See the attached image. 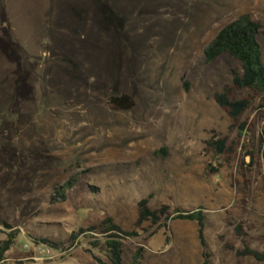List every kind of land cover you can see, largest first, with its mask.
I'll return each mask as SVG.
<instances>
[{"label":"rangeland","instance_id":"rangeland-1","mask_svg":"<svg viewBox=\"0 0 264 264\" xmlns=\"http://www.w3.org/2000/svg\"><path fill=\"white\" fill-rule=\"evenodd\" d=\"M4 2L0 242L4 223L20 232L4 264L106 262L101 250L88 252V240L74 250L69 243L72 232L106 217L139 233L125 250L131 257L142 248V264H203L195 223L135 228L138 204L149 197L152 211L206 210L210 264H259L226 247L243 248L234 231L241 224L246 243L264 251V161L251 172L245 166L263 126L229 164L208 150L214 135H234L214 96L241 65L229 56L207 65L203 51L248 15L263 26L264 60V0ZM122 95L134 109L109 108ZM69 181L61 201L57 190ZM43 239L61 250L36 244Z\"/></svg>","mask_w":264,"mask_h":264},{"label":"trees","instance_id":"trees-1","mask_svg":"<svg viewBox=\"0 0 264 264\" xmlns=\"http://www.w3.org/2000/svg\"><path fill=\"white\" fill-rule=\"evenodd\" d=\"M218 1V0H202ZM5 7L3 0H0V21L3 23ZM263 29L259 21H254L250 16L245 15L238 20L224 27L203 51V57L207 65L217 63L223 56H229L241 65V72L233 71V78L230 85L223 88L222 92L215 94L214 101L232 121L231 130L233 137H220L214 135L208 142L207 148L216 158L229 164L240 151L247 150L245 139L251 132L261 124L263 130L259 136L256 150L245 153V158H250V163L245 165L249 172L252 168L260 166L264 161V60L262 46L259 42V35ZM242 93L246 96L241 97ZM108 106L114 111H130L135 107V100L129 95L111 97ZM165 151V149L163 150ZM245 164V163H244ZM219 165V168H222ZM218 169H211V174H217ZM74 181L57 190V197L61 201L67 198V192L73 189ZM149 198L143 199L138 204V219L135 228H139L144 222H151L158 228H169L173 222H190L198 226V237L203 249V264H210V254L205 240V228L207 224L206 210L199 208L193 211L182 209L171 210L169 206H163L159 210L152 211L149 208ZM8 230L6 238L0 242V264H4L7 254L10 252L20 232L12 230L4 223ZM236 236L241 238L243 248L234 249L227 245V249L234 251L238 258L253 259L259 264H264V251H258L250 247L244 238L241 224L235 225ZM139 237L136 230L125 231L115 223L111 217H106L99 226L80 228L71 233L69 237L70 250H74L80 241L88 240L93 254L94 250H101L104 253L106 262L93 256L97 264H142L144 251L137 249L129 257L125 250V242ZM36 244L44 245L51 250H61L62 244L53 243L49 240H36Z\"/></svg>","mask_w":264,"mask_h":264},{"label":"crops","instance_id":"crops-1","mask_svg":"<svg viewBox=\"0 0 264 264\" xmlns=\"http://www.w3.org/2000/svg\"><path fill=\"white\" fill-rule=\"evenodd\" d=\"M3 2H4V0H3ZM4 7H5V2H4ZM0 29H8L7 26H5V14H4V21H3V23L0 21Z\"/></svg>","mask_w":264,"mask_h":264}]
</instances>
